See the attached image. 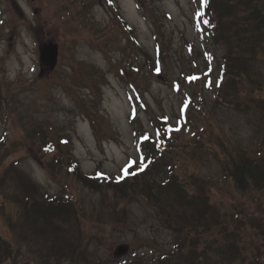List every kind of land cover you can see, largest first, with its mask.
I'll return each mask as SVG.
<instances>
[{"label": "rangeland", "instance_id": "374dc122", "mask_svg": "<svg viewBox=\"0 0 264 264\" xmlns=\"http://www.w3.org/2000/svg\"><path fill=\"white\" fill-rule=\"evenodd\" d=\"M201 3L0 0V234L18 248L11 264L149 263L172 248L178 209L191 211L159 186L171 166L187 194L214 201L228 226L245 221L246 248L262 255L264 184L239 188L227 174L233 157L264 152V58L247 61L262 83L240 82L238 92L221 82L226 44L202 32ZM51 40L58 63L42 69L39 50ZM141 127L160 145V165L143 172L155 189L141 179L92 187L67 167L74 157L84 174L102 168L113 179L132 158L144 167ZM25 174L40 196L69 208L48 220L16 211L25 207Z\"/></svg>", "mask_w": 264, "mask_h": 264}, {"label": "trees", "instance_id": "16d2710c", "mask_svg": "<svg viewBox=\"0 0 264 264\" xmlns=\"http://www.w3.org/2000/svg\"><path fill=\"white\" fill-rule=\"evenodd\" d=\"M201 2L202 11L205 13V16L201 18L202 32L213 41L226 44L220 72L221 82L225 80L228 88L233 87L238 92L241 91L240 82L242 84L244 82L262 83L247 73V61L257 59V54L264 58V0H201ZM140 97L141 95H137L136 99H140ZM3 99L4 95L1 93L0 85V104ZM141 103L148 105L146 100ZM136 105L134 104L133 110ZM159 121L165 126L157 130L158 134L162 136L165 134L164 128H169L167 127L169 121L164 115L159 118ZM135 133L140 145V154L146 160L145 164L148 167L146 165L143 167L141 163H137L136 159L132 158L122 169V177L118 179L110 178L101 168L94 173L84 174L78 160L74 157L67 167L92 187H98L103 183L114 187L122 184L133 186L141 179L142 182H147L149 188L155 189L149 179L143 176V172H149L147 168L154 171L160 165L158 159L160 145L142 127L139 130L135 129ZM144 138L146 142H143ZM1 139L0 145L5 140L4 136ZM48 146L50 147V145ZM240 158V160L232 158L233 162L227 175L239 188L249 187L252 182L259 187L263 186L264 152L262 149L250 155L242 154ZM61 163L63 162L61 161ZM167 175L159 183L162 191L177 196L176 200L180 202V206L184 201H187L191 206V211L186 214V207L182 206L183 208L178 209V218L175 219L177 225L174 227L175 242L172 248L159 254L156 258L150 259L147 264H264V252L260 255V253H253L250 248H246V239L243 236L245 221L241 222L236 219L232 221V227L228 226L227 223L231 219L222 214L220 207L214 201L199 194H194L193 197L187 194L188 188L183 183L176 181L177 175L174 174L172 166L168 169ZM3 177L0 176V180ZM20 181L24 192L22 202L25 207L17 209L18 212L42 215L48 220L49 218L53 219L60 210L72 203V201H65L62 197L45 194L40 196L38 184L31 180L27 174L21 175ZM156 189L158 190V188ZM155 194L146 195L155 198ZM173 203L174 201H171L169 205L176 211L177 207ZM63 204L64 206L61 207ZM8 219L9 225L14 226L11 214H8ZM80 232L82 239L86 232H83V229H80ZM261 242L262 245H257L258 247H264V241ZM83 247L84 245H82V249ZM67 250L71 253L76 248L69 247ZM17 254L18 248L16 249L13 241L0 234V264H11V260L14 261L18 258ZM129 264L143 263L136 259Z\"/></svg>", "mask_w": 264, "mask_h": 264}, {"label": "water", "instance_id": "95a60500", "mask_svg": "<svg viewBox=\"0 0 264 264\" xmlns=\"http://www.w3.org/2000/svg\"><path fill=\"white\" fill-rule=\"evenodd\" d=\"M40 61L42 62V69L45 67L52 70L58 63L59 56V45L58 42L51 40L49 42L43 43L40 48ZM128 249L127 243L118 245L115 249L116 255L125 254Z\"/></svg>", "mask_w": 264, "mask_h": 264}]
</instances>
